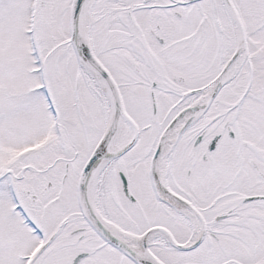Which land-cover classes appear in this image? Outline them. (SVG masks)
<instances>
[{
    "label": "snow or ice",
    "instance_id": "1",
    "mask_svg": "<svg viewBox=\"0 0 264 264\" xmlns=\"http://www.w3.org/2000/svg\"><path fill=\"white\" fill-rule=\"evenodd\" d=\"M0 264H264V0H0Z\"/></svg>",
    "mask_w": 264,
    "mask_h": 264
}]
</instances>
